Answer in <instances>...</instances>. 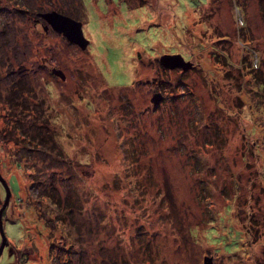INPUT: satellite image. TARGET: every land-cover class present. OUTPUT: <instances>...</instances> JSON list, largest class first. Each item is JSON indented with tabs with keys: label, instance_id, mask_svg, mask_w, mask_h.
<instances>
[{
	"label": "rangeland",
	"instance_id": "rangeland-1",
	"mask_svg": "<svg viewBox=\"0 0 264 264\" xmlns=\"http://www.w3.org/2000/svg\"><path fill=\"white\" fill-rule=\"evenodd\" d=\"M0 174V264H264V0H0Z\"/></svg>",
	"mask_w": 264,
	"mask_h": 264
},
{
	"label": "water",
	"instance_id": "water-1",
	"mask_svg": "<svg viewBox=\"0 0 264 264\" xmlns=\"http://www.w3.org/2000/svg\"><path fill=\"white\" fill-rule=\"evenodd\" d=\"M38 16L42 17L48 24H50L53 30L63 34L69 42L77 44L83 49L86 48V46L89 44V40L83 34L81 21L76 20L68 15L62 14L55 10L39 13ZM159 61L162 64V66L166 68L182 67L183 69H187L188 67L191 66L190 62L186 61L181 54H164L160 57ZM58 74L62 78L65 77L61 71L58 72ZM162 98L163 97L160 93H156L153 95L151 100L156 105ZM0 182L2 183V185L6 190V196L0 208V235H1L0 254H1L2 249L4 248L6 243V237L4 235L2 228L1 215L8 203L10 192L6 184V181L1 176V174H0ZM204 264H212V258L210 256H205Z\"/></svg>",
	"mask_w": 264,
	"mask_h": 264
},
{
	"label": "trees",
	"instance_id": "trees-1",
	"mask_svg": "<svg viewBox=\"0 0 264 264\" xmlns=\"http://www.w3.org/2000/svg\"><path fill=\"white\" fill-rule=\"evenodd\" d=\"M20 87H22V86H20ZM39 141V140H38ZM40 149V148H39ZM5 180V179H4ZM6 182H7V180H6ZM2 183L0 182V185H1ZM3 186V185H2ZM6 196V195H5ZM5 199V198H4ZM4 202V201H3ZM2 206V205H1ZM1 206H0V208H1ZM3 216H4V210H3V212H2V215H1V219H2V223H3ZM0 237H1V235H0Z\"/></svg>",
	"mask_w": 264,
	"mask_h": 264
},
{
	"label": "flooded vegetation",
	"instance_id": "flooded-vegetation-1",
	"mask_svg": "<svg viewBox=\"0 0 264 264\" xmlns=\"http://www.w3.org/2000/svg\"><path fill=\"white\" fill-rule=\"evenodd\" d=\"M35 24L36 25H43L42 22L40 21V18L39 19H35Z\"/></svg>",
	"mask_w": 264,
	"mask_h": 264
}]
</instances>
